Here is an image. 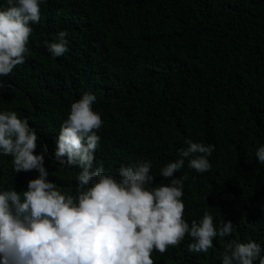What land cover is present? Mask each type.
I'll use <instances>...</instances> for the list:
<instances>
[{
  "label": "trees",
  "instance_id": "obj_1",
  "mask_svg": "<svg viewBox=\"0 0 264 264\" xmlns=\"http://www.w3.org/2000/svg\"><path fill=\"white\" fill-rule=\"evenodd\" d=\"M5 0H0L4 4ZM29 53L0 77V111L26 117L41 137L49 179L65 191L79 168L54 159L55 139L71 104L84 92L97 96L104 124L96 164L115 172L141 159L160 169L178 158L184 140L214 144L210 171L185 167V218L208 211L230 237L214 239L205 255L188 251L190 239L155 264H220L232 240L264 245V0H46L33 24ZM66 30L69 51L54 58L45 42ZM0 155V184L27 190L38 173L16 174ZM205 197L206 200H205Z\"/></svg>",
  "mask_w": 264,
  "mask_h": 264
},
{
  "label": "clouds",
  "instance_id": "obj_2",
  "mask_svg": "<svg viewBox=\"0 0 264 264\" xmlns=\"http://www.w3.org/2000/svg\"><path fill=\"white\" fill-rule=\"evenodd\" d=\"M46 0H5L0 4V77L23 64L30 49L33 24L41 20ZM68 32L61 30L48 52L59 58L69 51ZM5 82L0 79V88ZM97 96L91 91L70 106L55 139L54 159L61 165L79 168L75 187L65 191L50 180L55 172L45 166L47 144L28 118L17 112L0 111V155L11 156L13 171L38 173L27 190L0 184V264H155L152 253L163 254L190 239L188 251L204 253L214 239L230 237L234 226L218 225L205 211L191 223L185 218V167L198 173L210 171L214 144L184 140L178 158L160 169L168 183H155L153 161L141 159L121 165L115 172L96 164V152L104 121L94 110ZM264 164V145L255 152ZM207 197H205L206 200ZM220 264H264V245L248 240H230Z\"/></svg>",
  "mask_w": 264,
  "mask_h": 264
}]
</instances>
